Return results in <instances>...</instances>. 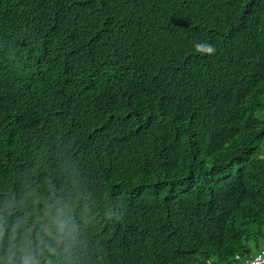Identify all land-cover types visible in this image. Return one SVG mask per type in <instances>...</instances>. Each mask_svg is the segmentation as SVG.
Instances as JSON below:
<instances>
[{
	"label": "trees",
	"instance_id": "16d2710c",
	"mask_svg": "<svg viewBox=\"0 0 264 264\" xmlns=\"http://www.w3.org/2000/svg\"><path fill=\"white\" fill-rule=\"evenodd\" d=\"M49 179L89 264L258 255L264 0H0V186Z\"/></svg>",
	"mask_w": 264,
	"mask_h": 264
},
{
	"label": "clouds",
	"instance_id": "9594fccd",
	"mask_svg": "<svg viewBox=\"0 0 264 264\" xmlns=\"http://www.w3.org/2000/svg\"><path fill=\"white\" fill-rule=\"evenodd\" d=\"M90 213L88 193L71 180L0 186V264H89L82 224Z\"/></svg>",
	"mask_w": 264,
	"mask_h": 264
},
{
	"label": "built area",
	"instance_id": "2783aa9c",
	"mask_svg": "<svg viewBox=\"0 0 264 264\" xmlns=\"http://www.w3.org/2000/svg\"><path fill=\"white\" fill-rule=\"evenodd\" d=\"M245 264H264V252L255 258V260L247 261Z\"/></svg>",
	"mask_w": 264,
	"mask_h": 264
}]
</instances>
